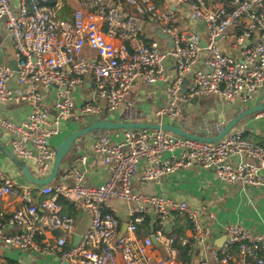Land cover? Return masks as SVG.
Listing matches in <instances>:
<instances>
[{"label":"built area","instance_id":"2783aa9c","mask_svg":"<svg viewBox=\"0 0 264 264\" xmlns=\"http://www.w3.org/2000/svg\"><path fill=\"white\" fill-rule=\"evenodd\" d=\"M77 1L79 7L72 17L65 18L59 13V2L51 5L48 0H21L15 10L11 0H0V24L4 22L10 32L18 60L17 72L8 64H0V101L32 104L31 112L22 121L0 115V131L12 134L13 151L29 165L34 162L40 177L52 170L56 148L50 140L61 132V120L77 111L73 89L87 80L94 93L106 102L85 100L80 111L102 116L123 105L126 113L134 111L137 116L132 103L127 102L136 80L142 78L148 84L167 80L169 102L155 111L156 121L160 122L180 118L181 104L195 96L216 94L249 104L264 83V0H175L188 15L205 23L203 32L184 30L180 25L182 14L171 7H159L156 0ZM124 4L135 11L127 10ZM146 13H151L157 25L173 39V47L162 44L160 39H146ZM236 27L238 31L231 29ZM110 37L121 38V44ZM229 37L239 48L238 57L223 51L221 40ZM86 47L96 52V59L85 53ZM171 57L175 59L176 72L168 79L166 62ZM202 58L203 66L195 67ZM192 69V82L183 93L185 75ZM16 73L20 84L30 86L28 90L15 92L9 87ZM40 86L56 88L54 117L41 105ZM224 125V121L205 123L204 133H196L213 135ZM112 132L117 139L109 132L98 135L93 143L94 151L110 170L108 179L99 185L85 183V174L77 165L66 173L73 182L43 186L17 182L0 167V200L12 194L22 202L6 222H0V241L11 248L57 254L72 264H120L118 255L123 264H171L168 257L151 258L148 247L154 245V235L166 248V256L174 255L178 240L168 233L166 225L173 214H185L199 244L208 248L218 263L264 264V232L228 224L225 243L215 247L204 231L203 217L214 216L207 207H194L164 193L148 194L133 188L142 160L145 164L141 178L145 182L161 181L176 169L198 162L214 167L224 182L264 186V144L249 140L236 129L214 142L165 129ZM178 150L180 153L174 154ZM164 152L173 155L164 157ZM238 155H247L254 161L233 163L231 158ZM80 160L86 161V157ZM34 192L40 199L34 197ZM112 198L130 205V220L123 235L122 219L114 211ZM62 199L80 202L90 216V226L77 244H73L75 218L63 212ZM148 206L156 216L153 232L140 243L137 231L147 218ZM5 215L0 209V217ZM9 225L20 230L10 233ZM58 229L63 233L53 241L39 238ZM179 239L184 245L190 244L186 237ZM0 264L10 263L0 255ZM202 264H208L207 259Z\"/></svg>","mask_w":264,"mask_h":264},{"label":"crops","instance_id":"0c3cea01","mask_svg":"<svg viewBox=\"0 0 264 264\" xmlns=\"http://www.w3.org/2000/svg\"><path fill=\"white\" fill-rule=\"evenodd\" d=\"M124 2V0H113ZM59 2L61 8L60 15L67 14L65 18H71L73 12L79 7L77 0H54L55 4ZM12 6L15 10L19 9L21 0H11ZM156 3L161 8L171 7L182 14L181 22H186L184 30H194L196 32H203L205 30V23L202 20L192 18L186 11L176 4L175 0H156ZM129 11H135L133 6L124 4ZM62 13V14H61ZM145 17L144 33L146 39H160L162 44L169 46V41L157 34L156 20L151 13L143 14ZM238 31L239 27L231 28ZM110 39L120 45L121 38L110 37ZM223 51L233 56H239V48L233 45L231 37L222 38ZM85 53L92 59L97 58L94 50L86 47ZM0 64H8L16 72L18 70V60L13 46V40L4 22L0 24ZM204 59L202 58L195 67L203 66ZM168 79L176 72V62L173 57L166 62ZM194 75V69L188 71L185 75L184 88L191 84ZM9 87L15 92H22L29 89L28 84H20L17 73L9 81ZM39 89L43 93V101L41 105L47 109L51 117L57 114L55 103L57 101L56 88L53 86H40ZM72 95L76 101L77 111L73 116L63 118L61 120V132L54 135L50 142L55 148L67 137L70 133L75 131L78 126L84 127L101 117H109L117 120H124L122 118L125 106L109 112L106 115L97 114H83L80 108L85 100H95L105 104V99L94 93L91 82L87 80L84 85L78 84L74 87ZM170 95L167 90V80H161L155 84H148L142 78H138L134 84L132 92L129 94L127 102H131L134 110L137 111L138 120L140 121H156L155 111L168 104ZM264 102V83L260 87L256 99L249 104H242L239 101H229L226 98L216 95L208 94L191 98L188 102L181 104L180 118H167L166 121L175 122L185 127L183 116L205 117L212 121H224L225 124L235 117L239 112L245 108ZM32 110L31 103H14L0 101V115L11 118L14 121H22L27 118ZM186 128V127H185ZM242 131L246 137L255 142L264 144V112L256 113L248 116L242 120L235 128ZM193 132H203L200 127H195ZM112 137H117L110 131ZM98 137L97 133L86 135L77 140L72 150L65 157L62 162L60 173L58 177L51 184H67L73 182V179L66 176V173L72 166H79L84 172V182L90 185H99L104 183L110 176L109 168L103 163L101 156L94 151L93 143ZM12 134L8 131H0L1 142L10 150ZM33 147L32 144H29ZM180 153L175 152L174 154ZM173 153L164 152V157H171ZM86 157V161L80 160ZM254 161L252 157L247 155L233 156L231 161L238 163L240 161ZM30 164L34 165V162ZM145 161L142 160L133 179V188L135 191H141L148 194H166L173 199L180 201H187L194 207H207L209 212L214 214L213 217L206 215L203 217L204 231L206 236L212 240L215 247H222L226 241V226L228 224H239L246 228L257 232H264V186L243 185L241 183H229L220 180L216 174L214 167H205L202 164L195 162L188 167H180L175 171L167 174L161 181L145 182L141 178L142 167ZM0 167L12 179L17 182H26L21 170L16 166L13 160L4 152L0 150ZM34 197H38L37 192H34ZM63 205V212L71 214L75 218V233L73 244L81 240L82 235L90 226V216L80 202L77 204L69 201L61 200ZM21 199L12 194L4 195L0 200V209L7 216L19 205ZM111 204L122 219V226L130 220L129 203L125 200L112 198ZM156 216L151 207L148 206V215L143 224L138 227L137 235L140 243L151 235L153 232V221ZM148 220V221H147ZM171 226L168 233L177 238L175 248L177 252L174 255L166 256L161 248L155 243L152 247H148V255L151 258L159 259L168 257L171 264H184L181 259V248L188 247V252L191 255V264H202V261L207 259L208 264H220L216 257L211 254L208 248H204L199 244V239L194 236L190 229V222L185 214H173L171 216ZM8 232L16 233L20 230L19 227L9 225ZM122 231V227H121ZM62 230H50L40 235L41 240L53 241L61 236ZM39 236V237H40ZM180 237H186L189 240V245L182 244ZM76 243V244H77ZM221 244V246H220ZM70 245V244H68ZM0 255L3 256L10 264H60L57 254L43 253L36 250H21L11 248L0 241ZM118 261L123 264L121 256L118 255ZM232 264H238L234 262Z\"/></svg>","mask_w":264,"mask_h":264},{"label":"water","instance_id":"95a60500","mask_svg":"<svg viewBox=\"0 0 264 264\" xmlns=\"http://www.w3.org/2000/svg\"><path fill=\"white\" fill-rule=\"evenodd\" d=\"M157 34H160L162 38L167 39L169 41V45L173 47L174 45L173 39L169 36V34L164 32L162 28L160 27L157 28ZM202 44L203 46H206L207 42L205 39L202 40ZM186 90L187 88H184L183 93H185ZM195 99H198V96H195ZM261 112H264V102L249 106L244 110H242L241 112H239L231 120H229L218 133L213 135L199 134L191 130H188L182 125L169 121L160 122V121H140V120H117L109 117H101L84 127L78 126L75 131H73L67 137L64 138V140L56 148V156L53 161L52 170L45 177L38 176L27 162L20 159L15 154V152L7 148L1 142V140H0V150L5 154H7L13 160L16 166L21 170L25 181L30 182L37 186H43L52 183L58 177L63 160L72 150L77 140L83 138L86 135L93 134L95 130L115 131V130L129 129V128L165 129L172 133L184 137H188L191 139H195L203 142H214L222 139L225 135L233 131L238 126V124L248 116ZM170 226H171V222H168L166 225L167 231L170 230ZM127 228H128V223H124L122 226L121 235H123L127 231ZM152 238H153V242L159 248H161V250L165 254H167L164 245L161 244L154 235L152 236ZM76 243L77 242H75V244ZM58 261L60 262V264H72L69 260L63 259L62 257H58Z\"/></svg>","mask_w":264,"mask_h":264},{"label":"rangeland","instance_id":"374dc122","mask_svg":"<svg viewBox=\"0 0 264 264\" xmlns=\"http://www.w3.org/2000/svg\"><path fill=\"white\" fill-rule=\"evenodd\" d=\"M185 23L186 22H180V25L181 27L184 29L185 27ZM137 113V111H135ZM134 114V111L132 112H128L126 113L125 109L123 111V114L121 115L122 118L124 119H127V117H136V118H140L139 116H135L133 115ZM183 122L185 123V127L188 129V130H193L194 126L195 127H200L202 130H206V127H205V123L206 124H209V123H212L214 122L215 120H208V118H205V117H195V116H183ZM239 125V124H238Z\"/></svg>","mask_w":264,"mask_h":264},{"label":"trees","instance_id":"16d2710c","mask_svg":"<svg viewBox=\"0 0 264 264\" xmlns=\"http://www.w3.org/2000/svg\"><path fill=\"white\" fill-rule=\"evenodd\" d=\"M48 3L49 4H53L54 3V0H48ZM62 14V13H61ZM63 17H65V16H67V14H63L62 15ZM110 131H106V130H95L94 132H93V134L94 133H97L98 135H100V134H104V133H109ZM244 136L246 137V135L244 134ZM247 138V137H246ZM30 167L35 171V168H34V166L32 165V164H30ZM9 216H6L5 215V217H0V222H6L7 221V218H8ZM188 218V217H187ZM189 220V219H188ZM148 221V220H147ZM189 222H190V220H189ZM190 226H191V223H190ZM39 238H41V236L39 237ZM70 247V245H67L66 246V248H69ZM189 248L188 247H182L181 248V256H180V259H181V261L184 263V264H191V255H189L188 254V252H189Z\"/></svg>","mask_w":264,"mask_h":264}]
</instances>
